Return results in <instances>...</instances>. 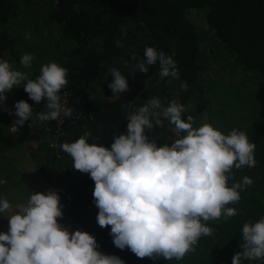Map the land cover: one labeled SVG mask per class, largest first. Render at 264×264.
<instances>
[{
	"label": "clouds",
	"instance_id": "1",
	"mask_svg": "<svg viewBox=\"0 0 264 264\" xmlns=\"http://www.w3.org/2000/svg\"><path fill=\"white\" fill-rule=\"evenodd\" d=\"M25 38L31 39L30 34ZM130 59L137 60L134 68L140 73L146 74L158 62L160 79H179L174 59L154 47L145 48L143 61L135 53ZM33 60V55L24 54L20 64L29 68ZM67 74V69L51 62L41 67L35 79H29L25 72L0 60V106L11 103V90L23 85L36 104L46 102L47 111L37 113L35 119L55 121V132L58 119L73 114L61 97ZM109 74L113 80L107 87L113 94L129 90L118 69L111 68ZM188 87L186 81L181 82V91ZM165 103L156 97L147 100L128 117L126 132H114L110 147L89 143V131L74 142L59 141L62 151L71 156L73 169L88 173L94 181L98 225L110 226L114 246L128 248L140 259H183L195 251L202 236L214 233L209 221H227L237 215V209L228 205L239 203L240 192L253 184L245 176L228 186L233 169L256 165L255 144L243 131L233 129L225 135L208 123L193 127L191 115L187 122L182 119L185 108L181 103L173 100L166 107ZM14 108L18 119L10 132H18V126L33 118V108L26 101L15 102ZM165 120L174 126L176 138L158 146L146 132L162 127ZM67 123L72 124L66 118L62 126ZM6 183L0 179V185ZM61 204L54 190L32 192L26 203L17 204L14 213L4 216L9 227L6 233L0 232V264H124L115 255L97 251L95 238L87 232L70 233L62 227L58 223L63 216ZM11 209L7 199H0V214ZM242 241V251L233 255L232 264L264 259V218L243 225Z\"/></svg>",
	"mask_w": 264,
	"mask_h": 264
},
{
	"label": "trees",
	"instance_id": "2",
	"mask_svg": "<svg viewBox=\"0 0 264 264\" xmlns=\"http://www.w3.org/2000/svg\"><path fill=\"white\" fill-rule=\"evenodd\" d=\"M41 1L0 0V60L8 61L17 70L21 69L16 65L21 46L27 47V52L34 55V69H38L45 58L34 45L30 48L26 42L21 43L14 39V35L10 36L8 22L17 17L20 10L30 9ZM50 1L54 6L43 25H56L55 29L62 38V44L67 48L66 55L59 54L57 58L59 66L67 69L68 73V84L61 90V97L67 94L68 106L78 115L72 124L62 126L59 132L61 143L74 142L85 131H89V143L110 147L114 132H126L128 117L152 97L165 100V107L173 100L181 103L185 108L182 119L187 122V116L206 109V104L213 96L209 84L210 72L206 69L209 57H204V53H213L214 61L220 57L219 68L230 70V88L235 86L237 77L253 87L251 93L246 92L244 96L238 97L237 105L241 111L238 114L239 119L245 125V134L249 142L255 144L256 165L252 168L244 166L239 170L233 169L234 176L228 181V186L242 181L245 176L250 177L253 184L240 192L239 203L228 205L237 209V215L227 221L223 218L220 221H209L208 226L215 229L214 233L202 236L198 241L200 243L209 239V245L200 243L193 251L195 262L232 264L233 255L242 251L240 243L243 242V225L264 218V0ZM199 20L202 21L200 24L203 28L208 29L212 35L210 47L215 48L214 52H204L201 47L199 32L203 28L199 24L195 25ZM146 47H154L174 59L180 73L179 79L166 77L174 84H167V87L164 82L166 78L160 81L158 62L149 66L146 74L134 68L137 60L130 59L131 55L135 53L138 60L143 61ZM15 48L19 50L14 52ZM111 68L118 69L125 76L129 87L127 92L113 94L107 87L113 80L109 74ZM182 81L187 82V91H181ZM176 83L178 88L174 87ZM98 87L101 88L102 98L90 100V91ZM11 91L14 110L15 102L24 100L37 113L47 111V108H43L46 102L36 104L24 91L23 85L14 87ZM0 112L2 113L1 108ZM17 119L15 114L11 119L0 118L2 146L11 143L7 135L10 120ZM27 124L28 121H25L20 127ZM46 124L53 133L56 129L55 121H45ZM173 128L165 120L162 127H156L146 134L161 146L170 144L176 138ZM1 148L0 154L3 155ZM44 151L46 159L54 162L55 151L48 147ZM61 155L59 160L64 159L62 162L65 170H68L78 185L74 184L75 187L72 188L58 181L59 184L52 186L51 190L57 192L60 203L70 205L77 200V204L99 211L92 195L95 185L90 175L74 170L69 154L63 152ZM2 173L5 172L2 170ZM10 176L7 173L4 179H9ZM101 232L113 242L110 226L102 228ZM112 251L121 258L135 256L128 248L121 250L114 244ZM199 256L207 259L199 260ZM242 264H264V259L242 260Z\"/></svg>",
	"mask_w": 264,
	"mask_h": 264
},
{
	"label": "rangeland",
	"instance_id": "3",
	"mask_svg": "<svg viewBox=\"0 0 264 264\" xmlns=\"http://www.w3.org/2000/svg\"><path fill=\"white\" fill-rule=\"evenodd\" d=\"M53 6L54 3L50 0H42L39 5H34L30 7V9L24 11H21L18 7V11L20 10V12L17 17L10 20L7 25L10 36L14 35L16 41L20 40L21 43L26 42L29 47L34 45L35 48L39 50L41 56L45 58L44 63L38 69L40 71L43 65H47L51 62L58 64L57 58L59 54L66 55L67 48L62 44V38L55 29L56 25L48 24V27L43 25ZM201 22L202 21L199 20L195 22V25L198 26L199 24L202 26L200 24ZM26 33L30 34L31 39L25 38ZM199 34V42L204 52L209 50L214 52L215 48L210 47V36L212 35L208 29L205 30V28H203ZM23 48L25 50L24 54H31V52H27V47ZM204 57H209L206 61V69L210 72L209 84L210 87H212L213 96L210 97L208 104H206V109L192 116L195 120L193 127H199L203 123H208L225 135L233 129L245 133V125L242 124L243 122L238 116L241 111L238 109L237 101L238 97L244 96L246 92L251 93L253 87L246 82L240 81V78L237 77L235 86L233 89L230 88L232 83L228 81H230L229 78L232 77V74H229L230 70L219 68L218 63L221 58L219 57L214 61L213 53H204ZM211 60H213V62H211ZM33 65L34 60L31 64L32 70L34 69ZM38 75L39 74H32L30 75V79H35ZM160 81L162 82L163 79ZM164 82L167 87V84H174L169 78H166ZM105 83L106 82H103V84ZM174 87L178 88V83H176ZM100 89L101 88L98 87L96 90L90 91V100H99L102 98ZM44 107L45 106H43V108ZM0 108L2 110V113L0 112V118L9 117V119H11L12 116H14L15 110L12 108L11 103L0 106ZM32 108V120H35L36 114L34 113L36 110L34 107ZM5 109L10 110L12 114H9ZM223 110L224 113L222 114ZM222 117L224 118L222 119ZM13 123L14 121L10 120L9 127L13 126ZM18 128V132L8 131L7 133L11 143H9V145L5 143L2 148L0 147L4 151L3 155L0 154V179H4L7 173L11 175L8 180L4 179L7 181L6 184L0 185V199H7L12 205L10 212L0 214V232L4 233L8 231L9 227L8 219L4 216L14 213L17 204L26 203L32 192L47 193V191L52 189V186L59 184L58 181H62L64 186H71L72 188L75 187L74 184L78 185L70 176L68 170H65L62 162L64 159H61L62 161L59 160L64 151H55V161H50L46 159L45 151L40 150L39 144L41 142L38 137L39 128L20 126H18ZM42 128L47 130V126H43ZM41 135L43 134L41 133ZM42 140H45V145L50 149L49 144L53 141L52 136L48 135V138L47 136L43 137ZM2 170L5 173H2ZM76 201L77 200H74L67 208H61L63 216L62 218H58V223L62 227L67 228L70 233L76 230L87 232L95 238L98 245L97 251L106 255H115L112 251L113 242H111L109 236L103 235L101 232L102 228L97 223L96 216L98 211L92 210L93 207L85 208L84 205L77 204ZM209 241L210 240L207 239V241H201L200 243L209 245ZM200 243L195 246V249L198 248ZM212 249H214V247ZM193 254V251H191L181 260H165L162 257L155 260L147 257L140 259L136 257V255L134 257H117L121 258L124 264H201L200 261L195 262V256ZM198 259L204 260L207 258L205 256H199Z\"/></svg>",
	"mask_w": 264,
	"mask_h": 264
},
{
	"label": "crops",
	"instance_id": "4",
	"mask_svg": "<svg viewBox=\"0 0 264 264\" xmlns=\"http://www.w3.org/2000/svg\"><path fill=\"white\" fill-rule=\"evenodd\" d=\"M18 43V42H17ZM21 52H20V54H19V56H18V58H16L17 59V63H16V65H18V66H20V71H23V72H25L27 75H28V77H29V79H30V75H32V74H40V70H38V69H33L32 70V68L31 67H29L27 70H25V68L20 64V57L21 56H23L24 55V53H25V50L23 49V47L21 46ZM19 49H17V48H15V50H14V52H17ZM26 54H30V53H26ZM45 107H44V109H46V105H44ZM34 114H37V111H35V113ZM43 126H47V130H45V129H43L42 127ZM24 127H33V128H39V131H38V137L40 138V144H39V146H40V150L41 151H44V148H47V146L45 145L46 144V142H45V140H42L43 139V137H46L47 136V138H48V135H49V131H48V125L46 124L45 125V123L43 124V123H40L39 121H37L36 119L35 120H32V119H30V121H28V124L26 125V126H24ZM42 128V129H41ZM41 133L43 134V135H41ZM45 134V135H44ZM47 134V135H46ZM0 146H2V143L0 144ZM6 179V178H5ZM8 180V179H7Z\"/></svg>",
	"mask_w": 264,
	"mask_h": 264
},
{
	"label": "built area",
	"instance_id": "5",
	"mask_svg": "<svg viewBox=\"0 0 264 264\" xmlns=\"http://www.w3.org/2000/svg\"><path fill=\"white\" fill-rule=\"evenodd\" d=\"M67 94H64L62 96V103L65 104L66 107L71 108L70 106H68L67 104V99H66ZM69 119L70 123H73V121L78 118L77 113L73 110V114L71 117H64L63 115L60 117V119H58V129L52 134V138L53 141L49 144L50 149H53L54 151H60L61 149V145L59 144V132H61V126L64 123L65 119ZM10 131H13V127H11ZM62 208H67L69 206V204L67 203H62Z\"/></svg>",
	"mask_w": 264,
	"mask_h": 264
}]
</instances>
